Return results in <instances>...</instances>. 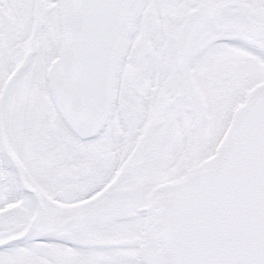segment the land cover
<instances>
[{
	"label": "snow or ice",
	"instance_id": "6c2138e0",
	"mask_svg": "<svg viewBox=\"0 0 264 264\" xmlns=\"http://www.w3.org/2000/svg\"><path fill=\"white\" fill-rule=\"evenodd\" d=\"M0 264H264V0H0Z\"/></svg>",
	"mask_w": 264,
	"mask_h": 264
}]
</instances>
